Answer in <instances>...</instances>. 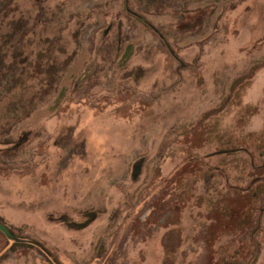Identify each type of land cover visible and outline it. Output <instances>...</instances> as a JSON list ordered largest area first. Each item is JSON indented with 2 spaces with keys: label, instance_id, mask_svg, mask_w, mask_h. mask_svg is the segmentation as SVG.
<instances>
[{
  "label": "rangeland",
  "instance_id": "rangeland-1",
  "mask_svg": "<svg viewBox=\"0 0 264 264\" xmlns=\"http://www.w3.org/2000/svg\"><path fill=\"white\" fill-rule=\"evenodd\" d=\"M0 223V264H264V0H0Z\"/></svg>",
  "mask_w": 264,
  "mask_h": 264
},
{
  "label": "water",
  "instance_id": "water-1",
  "mask_svg": "<svg viewBox=\"0 0 264 264\" xmlns=\"http://www.w3.org/2000/svg\"><path fill=\"white\" fill-rule=\"evenodd\" d=\"M0 232L8 239L14 242L21 241L18 238H16L7 228H5L1 223H0Z\"/></svg>",
  "mask_w": 264,
  "mask_h": 264
},
{
  "label": "trees",
  "instance_id": "trees-1",
  "mask_svg": "<svg viewBox=\"0 0 264 264\" xmlns=\"http://www.w3.org/2000/svg\"><path fill=\"white\" fill-rule=\"evenodd\" d=\"M139 20H140L143 24L148 25L147 22H145L142 18H139Z\"/></svg>",
  "mask_w": 264,
  "mask_h": 264
}]
</instances>
